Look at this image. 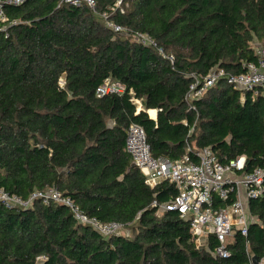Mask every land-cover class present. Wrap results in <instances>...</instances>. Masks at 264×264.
<instances>
[{"label": "trees", "instance_id": "trees-1", "mask_svg": "<svg viewBox=\"0 0 264 264\" xmlns=\"http://www.w3.org/2000/svg\"><path fill=\"white\" fill-rule=\"evenodd\" d=\"M59 0L7 5L0 22V188L29 199L59 189L91 217L117 221L103 236L62 204L28 208L0 203V264H250L264 256V194L250 201L256 221L234 236L230 256L198 248L177 211L158 214L176 189L151 187L126 150L127 130L141 125L154 156L176 160L189 145L210 147L222 163L245 156L243 172L264 168V95L220 80L188 100L195 76L215 68L245 71L264 55V0ZM108 13L107 18L102 13ZM106 19L126 28L116 32ZM16 21V23H12ZM148 33L174 57L142 45ZM108 78L123 94L97 97ZM133 92V93H132ZM138 99L142 109L134 102ZM157 109L154 120L148 110ZM155 114V112H152ZM247 239L249 246H247Z\"/></svg>", "mask_w": 264, "mask_h": 264}, {"label": "built area", "instance_id": "built-area-1", "mask_svg": "<svg viewBox=\"0 0 264 264\" xmlns=\"http://www.w3.org/2000/svg\"><path fill=\"white\" fill-rule=\"evenodd\" d=\"M26 0H0V22H9L6 6H18ZM122 1L116 0L113 10H123ZM60 4L75 7L87 6L96 11L97 0H59ZM107 18L108 13L101 14ZM12 23H16L13 21ZM107 26L116 32H126V28L106 19ZM132 39L142 45L157 48L163 57L172 63L174 57L168 55L163 48L148 33L137 32L131 35ZM257 62H244V72L229 73L224 68H215L205 78L195 76L189 88L187 99L192 101L203 97L208 90L220 80L242 90L260 92L264 95V55L260 51ZM126 87L119 81L110 78L105 80L96 89L97 97L112 94H123ZM133 93V92H132ZM134 102L142 104L140 100ZM126 150L135 164L143 173L145 181L151 187H156L163 181H169L175 186V197L163 204L154 202L158 207V214L166 211H177L182 218L190 223L191 233L198 248L210 249V239L213 237L217 244L212 253L216 257L228 258L230 245L234 236L240 233L247 237L250 225L256 217L250 210V201L264 194V168H256L252 172H243L246 157L241 156L229 163H222L210 147L196 148L189 145L185 154L176 160L163 156H154L147 141L145 129L136 123L127 130ZM36 199L44 203H59L67 206L74 218L83 225L90 226L103 236H110L123 232V225L117 221L102 222L89 216L80 205L71 197L65 196L59 189L53 187L46 191H36L29 199L9 193L0 188V203L7 208H28ZM249 246V240L246 241ZM254 255L250 254V264H253ZM264 264V256L259 259Z\"/></svg>", "mask_w": 264, "mask_h": 264}, {"label": "crops", "instance_id": "crops-1", "mask_svg": "<svg viewBox=\"0 0 264 264\" xmlns=\"http://www.w3.org/2000/svg\"><path fill=\"white\" fill-rule=\"evenodd\" d=\"M137 105H138V111H140L142 109V104L140 106L139 104ZM152 112H155V114H153ZM148 113L152 119L157 120V109H150L148 110Z\"/></svg>", "mask_w": 264, "mask_h": 264}, {"label": "water", "instance_id": "water-1", "mask_svg": "<svg viewBox=\"0 0 264 264\" xmlns=\"http://www.w3.org/2000/svg\"><path fill=\"white\" fill-rule=\"evenodd\" d=\"M157 117H158V110H157ZM253 264H259V257L258 256L253 257Z\"/></svg>", "mask_w": 264, "mask_h": 264}, {"label": "rangeland", "instance_id": "rangeland-1", "mask_svg": "<svg viewBox=\"0 0 264 264\" xmlns=\"http://www.w3.org/2000/svg\"><path fill=\"white\" fill-rule=\"evenodd\" d=\"M123 232H128V230H125V229H124Z\"/></svg>", "mask_w": 264, "mask_h": 264}]
</instances>
